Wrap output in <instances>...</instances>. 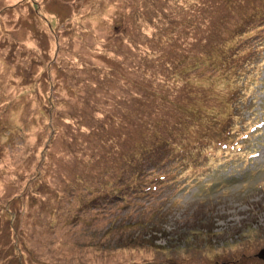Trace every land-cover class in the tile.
Returning a JSON list of instances; mask_svg holds the SVG:
<instances>
[{
	"label": "rangeland",
	"instance_id": "rangeland-1",
	"mask_svg": "<svg viewBox=\"0 0 264 264\" xmlns=\"http://www.w3.org/2000/svg\"><path fill=\"white\" fill-rule=\"evenodd\" d=\"M263 4L0 0V264H264ZM221 122L208 164L132 187Z\"/></svg>",
	"mask_w": 264,
	"mask_h": 264
},
{
	"label": "trees",
	"instance_id": "trees-1",
	"mask_svg": "<svg viewBox=\"0 0 264 264\" xmlns=\"http://www.w3.org/2000/svg\"><path fill=\"white\" fill-rule=\"evenodd\" d=\"M261 9H255V11L250 15V20L252 19L253 21V25L254 28L258 29V31H260L261 29L264 28V4L260 7ZM247 30L248 31H251ZM257 31V33H258ZM248 35L250 33H247ZM247 34L245 36H247ZM238 35H240L238 33ZM231 44L230 41H227V45L229 46ZM255 48V47H254ZM237 57H240L241 54H237ZM235 55L233 54V56L230 57V59L234 58ZM239 59V58H238ZM237 59V61H238ZM240 62V59L239 61ZM258 61L255 59V57H251V58H247L244 57V62L241 65V67H228V69H231L232 71L234 70V78H235V82H238L241 80V74L240 72H238V68L240 69L239 71H242V69L244 68V66H249V69L251 67L252 70H254L255 65ZM249 74H246L244 76V78H248ZM243 79V78H242ZM242 81V80H241ZM234 83V82H233ZM239 87H241L240 83H239ZM243 88V87H241ZM246 90V88H243V90L241 89L239 91H237V95L241 96L242 93H244V91ZM236 93V92H235ZM239 93V94H238ZM195 119V117H194ZM219 124V123H218ZM220 127L219 128H211L214 131L213 135H210L208 137L204 138H196L195 140H193L191 142L192 146L191 147H183V149H187L184 150V154H188L186 156H184L183 158L179 157L177 155V153L179 152V149L176 147H168L166 152L162 153L161 155H159L157 157V159L155 160H150V165L149 167L144 168V166L142 164H140V166L138 167L135 166L134 171V177H133V181H135L134 184L130 185L132 186L134 189H136L137 191L142 190L144 193H148L149 191L152 190V188L154 189V187L156 186H169V185H178L177 181L180 178H183L185 176L184 171L187 170L186 167H184L182 164L176 167H173V165H178L176 164V162L179 161H183L185 160L188 163H194L195 165H199L201 162V158L200 155H206L205 159L202 163L204 165H206V163L208 164L211 158V154L207 156L206 152H204L207 148H211L213 146V139H215L217 137L216 133H222L225 135V130L223 129V122H221V124H219ZM218 143V146H220L221 142L225 140H216ZM215 141V142H216ZM219 150V149H218ZM130 159V163L134 164V161L137 162H142L145 161V159L143 158V156H138L137 154L132 155L131 157H129ZM152 161V162H151ZM178 161V162H179ZM184 164H186L183 161ZM145 164V163H143ZM165 171V173L163 172ZM132 181V182H133ZM131 187V188H132Z\"/></svg>",
	"mask_w": 264,
	"mask_h": 264
},
{
	"label": "water",
	"instance_id": "water-1",
	"mask_svg": "<svg viewBox=\"0 0 264 264\" xmlns=\"http://www.w3.org/2000/svg\"><path fill=\"white\" fill-rule=\"evenodd\" d=\"M257 257L260 259L264 260V249H261L258 253H257Z\"/></svg>",
	"mask_w": 264,
	"mask_h": 264
}]
</instances>
